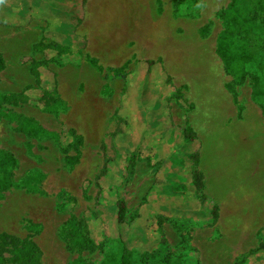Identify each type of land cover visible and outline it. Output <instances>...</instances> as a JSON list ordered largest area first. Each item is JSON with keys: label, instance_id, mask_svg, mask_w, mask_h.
I'll list each match as a JSON object with an SVG mask.
<instances>
[{"label": "rangeland", "instance_id": "obj_1", "mask_svg": "<svg viewBox=\"0 0 264 264\" xmlns=\"http://www.w3.org/2000/svg\"><path fill=\"white\" fill-rule=\"evenodd\" d=\"M34 1L29 13L40 4ZM41 1L43 16L48 17L49 11L55 14L51 25L44 27L36 20L28 29H0V38L14 37L23 45L27 38L39 39L33 51L27 43L28 54L19 65L10 66L16 71V88L24 89L0 92L13 95L15 103L24 91L19 104L0 103V147L12 152L18 162L11 186L0 195V236L20 240L2 244L0 237V264H73L77 257L99 264L102 251L113 246L119 234L128 244L135 234L148 242L166 239L167 247L159 248L148 264H200L193 238L209 235L215 222L201 218L207 206L212 209L216 204L207 196L202 202L196 197L199 178L194 168L200 171L201 153L213 156L228 173L227 182L235 180L237 169L250 171L258 160L264 165V12L255 11L244 35L253 60L237 83L215 51L217 35L225 27L221 12L230 0H120L124 12L111 21L116 25H107L112 13L100 12L98 37L104 43L99 39L93 43L101 54L96 58L85 54L84 37L70 51L45 33L54 32L62 17L56 15L61 6L57 0ZM91 1L76 8L83 12L82 18ZM14 2L25 4V0ZM72 13L66 15L78 21ZM144 41L157 52L147 53ZM107 46H123L132 55L124 64L105 63L102 57L109 59L108 54L115 52L108 53ZM64 60L71 65H64ZM149 61L153 63L145 64ZM81 62L92 68L79 66ZM253 76L260 91L255 97ZM51 92L53 99L47 97ZM206 94L223 101L232 117L258 119L261 125L243 126L244 138L226 139L239 132L231 121L208 119L207 105L212 107V102ZM137 106H142L141 116L127 109ZM12 115L46 134L34 136L31 128L23 132L19 119H8ZM133 118H138L136 127H140L134 130L139 138L130 134L129 143L114 145L111 138L118 124L133 127ZM185 128L192 130L194 139L185 137ZM108 159L117 162L107 163ZM96 176H100L98 185ZM118 198L125 204L122 223L114 207ZM82 219L95 246L77 252L68 224L78 222L82 227ZM24 239L34 247L21 243ZM135 239V248L143 250L141 238ZM263 246L260 238L258 247L238 258L237 264H264Z\"/></svg>", "mask_w": 264, "mask_h": 264}, {"label": "crops", "instance_id": "obj_2", "mask_svg": "<svg viewBox=\"0 0 264 264\" xmlns=\"http://www.w3.org/2000/svg\"><path fill=\"white\" fill-rule=\"evenodd\" d=\"M115 2H117V0H115ZM118 2H120V0ZM118 12H120L121 16L124 11L118 10ZM34 14V9H32L29 15L30 20L24 27H13L0 22V29H28L36 20L41 21L44 27H47L48 24L51 25L49 19H38L37 17H33ZM80 19L79 22H73V34L75 37H84L86 55L90 53L91 56H89L91 58L99 57L101 54L94 49L93 43L95 46V41L98 39L100 42L104 43L103 38L98 37V31L101 29L100 12L93 11L92 7L90 9L88 7L85 10L84 18L80 17ZM116 24L117 23L112 25ZM123 32L125 33L127 31ZM0 33H3V30H0ZM28 39L29 38H27V42H24L25 45H23V41L14 37H11L9 40L7 37L0 38V53L5 61V69L0 72V92H13L24 89L21 88L18 90L16 88V83H14V81L17 80L16 71L12 70L10 66L13 64H15V66L19 65V59L28 54L26 52L27 43H31L29 49L33 51V44L39 42V39L37 41ZM143 48L147 53L157 52L150 44L146 45L145 42ZM107 51L108 53L111 51L115 52L108 54L109 59L107 57H102V61L112 65L124 64L132 55V53L129 54L127 49L124 50L123 46H121V48L107 46ZM118 51H123L124 53L120 54ZM69 61L70 60H64V65L69 64L66 63ZM84 64L92 68L87 62H81L79 66ZM71 67L76 66L72 65ZM11 86L15 88H11ZM205 96V98L212 102V107L207 105L208 111L211 113L208 119L217 117L216 119L219 121H231L233 122L232 126L234 125V127H236L234 130L239 132L233 133L234 135L230 134L226 136V139H228V137H235L236 140H239L246 135L243 133L244 128L242 132L240 131L243 126L261 125V120L258 119H237L232 117L231 114H228L226 105L223 101L221 103L217 96L207 94ZM207 99L204 100L205 103ZM262 137L261 148L264 154V136ZM254 142L255 141H251L250 143L254 144ZM207 153L208 152L201 153V159L199 161V169L203 175L202 190L205 196L216 203L218 217L215 224L211 227V230H209V235L204 234L200 239L199 237L193 238V245H195L199 251L200 264H235L238 258L248 256L258 247L260 238L264 239V165H259L260 161L258 160L250 171L243 172L242 169H237L235 180L227 182L228 180L226 177L228 173L222 171L219 167V163L214 161L212 159L213 156ZM213 234H216L217 238H212Z\"/></svg>", "mask_w": 264, "mask_h": 264}, {"label": "trees", "instance_id": "obj_3", "mask_svg": "<svg viewBox=\"0 0 264 264\" xmlns=\"http://www.w3.org/2000/svg\"><path fill=\"white\" fill-rule=\"evenodd\" d=\"M15 0H0V22L7 24L9 26L13 27H24L28 21L29 18V10L34 4V0H25V4L18 5ZM86 0H57L58 5H60V11L56 13L61 14V20L56 23V26H54L55 30L52 31H45L46 34L50 33L52 38L56 39L59 43L58 45L61 48L71 49V46L76 41H79V37H75L72 31L73 28V19L71 16H67V12H71L75 10L74 16L77 17L78 22L81 20L80 17H82V13L77 12V7L82 5L84 6ZM43 2L40 0V4L37 7H34L35 16L36 17H42L47 18L49 20L54 19L53 13L49 11L48 17L43 16L45 14V9L41 7V4ZM31 9V10H32ZM256 12L261 13L264 12V0H230L225 8L221 12V16L223 17L225 21V27L218 33L217 39H216V54L221 59L225 69L231 73L235 77V81L237 83L241 82L245 78L244 74V68L246 65L252 62L253 57L250 49L248 48V45L246 41L244 40V35H246L250 30V24L252 21L253 14ZM41 12V13H39ZM53 14V15H50ZM59 16V17H60ZM262 23L264 24V20H262ZM58 33V34H54ZM56 41V42H57ZM85 45V44H84ZM84 45L82 47H84ZM70 50V51H71ZM153 63L151 61L145 62V64ZM5 69V61L0 53V72ZM39 67H37L36 72L39 74L38 71ZM255 76H253V96H258L260 94L259 89L256 86V83L254 81ZM23 92L17 94L18 96V102H13L11 100V97L13 95H2L0 94V103L1 104H19V100L21 99V95H24ZM29 95V93L27 92ZM54 92L48 93L47 97L50 95L53 99ZM29 97V96H28ZM126 98V97H125ZM50 99V98H49ZM125 100V99H124ZM127 102V100H126ZM128 106V105H127ZM142 107V106H141ZM141 107H135V108H127L128 111L131 113H134L137 116H141L142 114V108ZM118 113V112H117ZM9 120L16 121L19 119L18 126L19 128L25 132L26 129L31 128L33 130V135H45L46 132L43 128L35 126L33 123L28 122L22 117L17 116H8ZM138 118H133L134 123L133 127H127L125 124H118L114 132L112 133V142L114 145H117L119 143H129L131 140L130 134H132V138H139V134L137 133L135 128H139L138 125L139 122H137ZM136 122L137 127H136ZM134 130V131H133ZM72 132V131H71ZM135 134H134V133ZM184 135L185 137H191L190 139H194L193 132L189 128L184 129ZM78 141L81 142V138H78ZM127 141V142H124ZM121 156V152L118 154ZM198 160V150H196L193 153V163L197 164ZM117 162L116 159H108L107 163L114 164ZM17 159L13 155L12 152L3 149L0 147V195L6 192V190L9 189L12 183V178L14 174V169L17 167ZM106 168V166L104 167ZM102 171L99 173V175H103ZM194 174L198 179L197 188H196V197L201 198V202L206 200L205 195L203 194V177L200 171L194 168ZM100 177V176H99ZM98 176L95 177V184H99V178ZM100 193L98 192L96 195L97 202H100ZM99 195V196H98ZM211 202V201H210ZM115 210H116V218L119 223H122L125 216V204L124 201L120 198L116 200L115 204ZM204 211L205 215H202V220L209 219V223L214 224V222L217 220L218 217V208L215 205L212 206V209H209V206L205 208ZM72 220V219H70ZM82 227L78 224V222H70L68 224L69 233L75 234V238L72 240V245L76 249L77 252L84 250L86 248L93 249V242L91 238L88 236L89 231L86 226V222L84 219L81 221ZM66 224V223H65ZM138 236L142 245L146 248L143 250H137L135 247L137 245H134V242L137 240L135 237ZM1 237V243L2 244H10V243H18L20 242L17 238H12L8 235H2ZM115 244L113 246L108 247L107 249H104L102 251V259L99 264H148L150 259L154 257L157 250L161 247H167V241L165 238L160 237L157 241L154 242H148V240H142V235L135 234L133 235L131 241L129 244L126 243V241L121 237V234L116 235L114 237ZM21 243L25 245H31L33 246V243L28 240L24 239L21 241ZM95 246V245H94ZM34 247V246H33ZM35 251V249H33ZM141 251V252H140ZM37 256H35L36 258ZM238 261L235 262L237 264ZM73 264H92L91 262H87L83 260L80 257H77L73 260Z\"/></svg>", "mask_w": 264, "mask_h": 264}, {"label": "bare ground", "instance_id": "obj_4", "mask_svg": "<svg viewBox=\"0 0 264 264\" xmlns=\"http://www.w3.org/2000/svg\"><path fill=\"white\" fill-rule=\"evenodd\" d=\"M113 1L110 0H106V1H97V0H92V7H93V11H107V13H112V16L106 21L107 25L108 24H115L112 23L111 21L116 20V15L118 13V10H122V6H121V1L120 2H116V4H112ZM120 18V15L117 17V19ZM145 44L147 45V41H144ZM15 49V48H14Z\"/></svg>", "mask_w": 264, "mask_h": 264}]
</instances>
